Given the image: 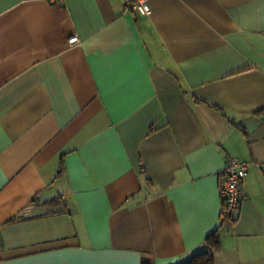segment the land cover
I'll use <instances>...</instances> for the list:
<instances>
[{"label":"crops","instance_id":"1","mask_svg":"<svg viewBox=\"0 0 264 264\" xmlns=\"http://www.w3.org/2000/svg\"><path fill=\"white\" fill-rule=\"evenodd\" d=\"M129 1L0 0V264H264V0Z\"/></svg>","mask_w":264,"mask_h":264},{"label":"built area","instance_id":"2","mask_svg":"<svg viewBox=\"0 0 264 264\" xmlns=\"http://www.w3.org/2000/svg\"><path fill=\"white\" fill-rule=\"evenodd\" d=\"M51 3L62 4L64 0H48ZM128 7L147 15L150 13V6L147 0H130ZM78 36L72 35L67 39L69 44L78 42ZM248 162L241 158L229 157L224 170L222 179L219 182V193L222 201L221 219L231 218L238 211L240 198L243 194L242 181L247 173Z\"/></svg>","mask_w":264,"mask_h":264},{"label":"trees","instance_id":"3","mask_svg":"<svg viewBox=\"0 0 264 264\" xmlns=\"http://www.w3.org/2000/svg\"><path fill=\"white\" fill-rule=\"evenodd\" d=\"M45 204L51 203L50 207L54 208L50 212H55L59 210L61 206V201L56 197V199H52L50 201L43 202ZM233 221V218H223L221 219V224L230 223ZM220 249V233L216 229L209 235H207L202 244L200 249L194 251L189 259L181 264H214V257L213 254Z\"/></svg>","mask_w":264,"mask_h":264}]
</instances>
